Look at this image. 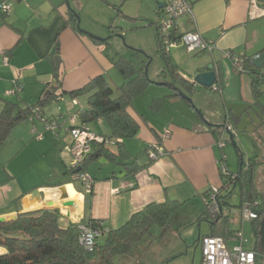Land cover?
Wrapping results in <instances>:
<instances>
[{
    "label": "crops",
    "instance_id": "1",
    "mask_svg": "<svg viewBox=\"0 0 264 264\" xmlns=\"http://www.w3.org/2000/svg\"><path fill=\"white\" fill-rule=\"evenodd\" d=\"M80 1L3 0L12 5L9 17L12 26H0V99L34 104L51 93L56 71H59L65 91L78 89L95 76L104 74L101 54L105 50L104 46L75 30L69 23L70 8L77 12V6L82 5ZM188 1L192 4L195 22L188 15L181 16L177 19L179 32L196 31L206 41L229 51L236 52L237 47L247 44L250 32L248 25L264 18L251 20L250 3L247 0ZM122 5H125L124 2ZM257 5L260 10H264V3L259 2ZM159 8L161 6L156 0L158 20L162 13ZM146 19L143 18L144 26L149 25ZM263 49L264 31L259 34L256 50L246 57H255ZM56 52L57 55L50 56ZM171 52L182 65V57L185 56H181L180 46L172 47ZM197 53L191 54L194 57L206 54ZM55 57L60 58L59 68ZM211 63L221 70V85L219 91L206 90L210 92L208 97L200 95L202 98L199 100L205 107L202 111L205 114L209 110V119L204 115L205 119H202L196 112H190V117H186L190 120V127L179 124L173 118L151 124L132 107V114L140 124V133L136 139L142 143L141 147H145L144 152L148 146L157 143L158 135L165 155L156 161L138 160L140 165L146 167L138 170L135 176L126 173L121 160L99 158L94 163L105 164L111 161L113 166L100 170L98 178L87 170L94 181L92 192L86 191L84 184L74 181L72 173H69L74 159L69 150L72 138L67 131L66 137L62 135L61 129L57 133L50 132L43 122L42 126L39 125V119L18 124L4 143L9 144L10 148L5 149L4 144L0 148V219L10 221L11 217L26 212L59 209L60 222L65 227L91 218L103 221L107 228H118L152 202L176 200L183 205L182 208L193 203L199 206L202 204L205 209V193L218 189L222 183V150L212 128L219 126L222 127L221 131H227V127L232 128L230 115L242 118L250 111H254L256 120L260 121L256 110L252 108L254 99L251 77L235 69H227L214 52L210 57L194 62V67L198 69ZM230 80L236 81L235 87H229ZM15 83L22 90L18 95H8L6 92L11 91ZM72 107L75 110L72 116L68 115L71 118L88 105L81 108L79 103L73 105L72 101ZM45 111L49 119H58L59 122L68 120L62 108L58 109L59 113H54L48 105ZM218 111L224 112L223 124L218 119ZM185 115L186 112L182 113L183 117ZM227 132L234 139L235 134ZM224 142L227 144V141ZM109 148L116 153L115 145L111 144ZM48 156H52L54 164L49 161V167L43 165L37 169V161L41 157L48 159ZM69 202L73 204L68 205ZM194 213L186 212L185 218ZM5 252L1 248L0 254ZM139 257L141 255L136 254L135 258H129L128 261H142Z\"/></svg>",
    "mask_w": 264,
    "mask_h": 264
},
{
    "label": "trees",
    "instance_id": "2",
    "mask_svg": "<svg viewBox=\"0 0 264 264\" xmlns=\"http://www.w3.org/2000/svg\"><path fill=\"white\" fill-rule=\"evenodd\" d=\"M2 3L3 0H0V26H12L9 21L11 12H3L1 10ZM145 21L150 26H154L157 54L163 62V68L159 73L162 78L161 81L165 84L164 86L172 91L166 97L155 101L160 103L167 102L168 99L170 101L183 100L193 108L187 100L182 98L180 92L191 97V95L204 88L191 82L190 74L185 72L183 66L175 60L171 52V44L181 43L180 41L186 33H180L176 25L171 29L170 33L163 34L159 28V20L146 19ZM69 23L75 30L83 33V30L79 28L80 18L77 12L70 13ZM95 42L100 43L96 40ZM101 43L106 45L105 49H107L108 41H101ZM196 52H198L197 55H200L208 51L203 50L192 53ZM228 52L232 56L236 55L234 50ZM262 53H264V49L259 54ZM57 54L58 52L50 56ZM232 56H229V60L233 63ZM253 58L241 57L243 60L242 71H238L234 64L233 66L238 73L247 74L251 77L254 99L252 108L256 110V114L260 119L259 127L253 131V136L258 139L262 136L258 132L259 129L264 128V103L261 101L264 93L262 89L264 87V67L261 69L255 68L252 63ZM147 64L148 60L144 59L136 67L132 61L124 57H121L116 62L117 69L123 78V82L118 87L119 93L117 97L114 96V90L103 74L95 76L78 89L65 91L63 90L59 71H56L55 83L51 88V93L40 98L36 103L28 105L24 104L23 101L13 102L0 99V148L11 131L23 121L31 120L33 122L36 119L42 120L44 118L58 121V119H49L47 117L45 109L51 102L60 101L66 96H69L72 101H76L80 95H87L88 107L85 110L80 109L76 112L78 116L76 124L88 129V125L91 122L104 118L111 128V134L109 136L95 134L103 137L108 143H92V150L82 164L81 171L87 172L90 164L101 157H106L112 160H121V165L126 173L135 176L138 170L145 168L146 165H140L138 157H132L125 143L127 140L136 139L140 133V124L132 114L133 101L141 96L148 86L152 84L163 86L148 77L146 73ZM216 71L218 72V80L215 86L219 91L221 70L216 67ZM15 86L20 85L15 83ZM18 94L19 92L15 95ZM154 104L156 107L158 106V104ZM198 112L204 115L202 110L198 109ZM139 116L143 118L142 115ZM233 116L237 119L241 118L240 116ZM71 126L73 127L74 125ZM220 128L222 127L216 126L212 128L218 143L226 141L223 140V135H221L223 130L221 131ZM231 130L233 131V128ZM157 137V143L146 148L147 154L151 147L161 146V138L158 135ZM111 144L115 145L116 153L110 150L109 146ZM224 147L221 148L222 153ZM235 148L239 149L237 146ZM225 161L226 158L222 156L220 162L224 164L223 162ZM263 163L260 161L258 165ZM258 165L256 160L250 159L246 162L240 156V165L236 172L229 170L227 166V174L220 171L221 186L217 189L214 199L211 198L214 194L213 191L205 193L204 204L206 209L202 211L200 219L215 221V224H212L211 233L206 236H222L226 240L232 241L237 231H233L230 228L229 215L224 210L230 207L229 199L234 191L239 188L241 191L239 209L242 210L243 207L249 204L257 203L258 205L259 216L257 219L250 221L253 224L256 236L255 245L252 246V249L264 254L259 236L260 225L264 220V189L259 188L260 181L256 180V168ZM73 172L74 169L71 168L69 173ZM182 206L176 200H167L163 203L152 202L145 209L134 213L127 222L118 228H107L101 220L91 218L85 220L83 223L98 233L95 237V246L92 251L85 249L80 244V224H70L66 227L62 225L59 209H43L22 213L14 220L0 221V248L6 251L0 254V264H114L116 256L135 258V252L139 254L140 244L146 238L151 239L153 237L155 227L161 229L162 236L171 232L173 217ZM220 210H222V214L219 213ZM216 215L218 216L217 218ZM133 264L144 263L136 259Z\"/></svg>",
    "mask_w": 264,
    "mask_h": 264
},
{
    "label": "rangeland",
    "instance_id": "3",
    "mask_svg": "<svg viewBox=\"0 0 264 264\" xmlns=\"http://www.w3.org/2000/svg\"><path fill=\"white\" fill-rule=\"evenodd\" d=\"M108 1L113 4L115 3L120 7H116L106 0H82L80 1L82 4L81 7L77 6V13L80 18V29L84 30L83 32L96 37V41L100 42L98 44L104 46V48L106 45L101 43V41H108L107 49L101 53L104 61L103 75L107 78L113 88L114 96H118V87L123 82V78L116 66V62L119 61L121 57L132 61L136 67L139 66L140 61L147 59L148 77L157 83H163V81H161L162 78L159 75L163 68V62L157 54V41L154 26H144L146 24L143 22V18H147L148 20H156L159 18L155 12L156 0ZM122 2H124L125 5L121 6ZM257 2L264 3V0H258ZM248 28L250 31L249 42L236 48L237 56L246 57L248 56L247 54H251L256 50L259 34L264 31V18L250 23ZM177 46H180L181 48V56H185L182 57V66L188 74H192V72L195 71L194 62L207 56L210 57L213 52L227 69L234 70L233 63L228 58L227 51L229 50L227 49L218 46L216 47V45H214L211 54L210 52H206V54L199 57H194V53H189L183 43H179L174 47ZM235 82L230 80L229 87H235ZM262 89L264 92V87ZM8 92L9 91L6 92L8 95H12ZM171 93L172 91L166 86L152 84L146 88L141 96L133 101V108L138 114L143 115V118H146L147 122H150L151 124L166 122L169 118H173L174 120H178L177 122H179V124L190 127V120H187L186 117H190V112H196V115H199L196 109L205 110L203 102L199 99L204 97V95L208 97L210 92L201 90L191 95L190 98L196 109L191 108L183 100L170 101V99H168L167 102L164 101L160 103L155 101L164 98ZM4 97L13 100L10 96ZM87 97V95H80L76 99L81 108L87 106ZM21 98L23 97L21 96ZM15 100L18 101L19 97ZM29 101H32V99ZM261 101L264 103V93L262 94ZM154 103L158 104V106L156 107ZM49 107L54 113H59L58 109L62 108L66 117L69 114L72 116V112L75 110V107H72V99L69 96L64 97V99H61L60 101L51 102ZM236 108H238V106H236ZM185 112L186 115L183 117L182 113ZM207 112H209V110H207ZM207 112L204 116L206 119H209L210 113ZM220 113L221 111H218L217 113L220 118L217 117L223 124L224 112L222 111V113ZM70 116H68V120L61 121L64 124L63 128H61L64 137L67 136L65 134L66 131L69 134L68 129L72 125ZM194 117L197 119L196 116ZM255 117L256 115L254 111L246 113L241 119H237L233 115L231 116L230 124L233 128L232 133L235 134L234 142L239 148L238 150L234 147L232 141L229 140V133L227 131L223 132V138L227 141L222 153V156L226 158V161L223 162V166H227L231 171L236 172L238 170L240 156L243 157V160L246 162L250 159L256 160L257 165L260 161L264 162V128H261L258 131L263 135L261 138L259 137L257 139L253 136V131L260 124V121H257ZM37 122L42 126V121L38 120ZM88 129L95 134H105L108 136L111 134V128L104 118L91 122L88 125ZM126 143L133 155L132 157H138L139 162H143L145 159L156 161L150 158L149 153L152 149L149 150L148 154L144 152L145 147H141L142 143L140 140L131 139L127 140ZM4 148L9 149L10 145L6 144ZM159 148H161V146ZM155 149L156 148H154V150ZM163 155H165L164 150L163 154L160 155L158 159ZM49 161L54 164L52 156H48V159L41 157L35 166L38 167L37 169H40V166L43 165L44 167H49ZM111 166H113V162L111 161H107L105 164L93 163L88 166V170L95 178H98V174L101 172L100 170H106ZM221 169L222 166L220 171ZM256 170V180L260 181L259 188L263 190L264 163L258 165ZM240 194L241 191L237 188L229 199L230 207H227L224 212L229 215L230 228L233 231L240 230L243 233L244 239L248 242L247 246L252 247L255 245L256 236L252 222L249 220L243 221L242 219L241 209L238 208L241 197ZM203 210L204 206L202 204L199 206L193 203L185 206V208H181L176 213L177 215L175 214L173 217L171 232L162 236L161 229L155 227L153 230V237L151 239L146 238L138 249L140 250L139 254L137 252L135 253L139 256L141 255L139 258H142L144 264H201L202 252L199 245V235L203 237L209 235L212 231V223L206 219H200ZM190 211H194L195 213L190 217L185 218V213ZM129 258L131 257L116 256L114 264H128ZM127 261L128 263H126ZM133 263L134 261H131L129 264Z\"/></svg>",
    "mask_w": 264,
    "mask_h": 264
},
{
    "label": "built area",
    "instance_id": "4",
    "mask_svg": "<svg viewBox=\"0 0 264 264\" xmlns=\"http://www.w3.org/2000/svg\"><path fill=\"white\" fill-rule=\"evenodd\" d=\"M250 3V18L251 20L258 19L264 16V10L258 8V0H247ZM161 4L162 13L159 19V28L163 34L170 33L171 29L177 25V19L181 16L188 15L194 20L192 4L188 0H157ZM1 10L3 12H11L12 5L3 2L1 4ZM188 50L189 53L195 51H208L212 52L214 44L206 42V40L196 31L186 33L181 41ZM177 44L172 43L171 46L174 47ZM228 58L232 56L228 51ZM232 61L236 69L242 71L243 60L240 56L233 55ZM7 62V60L5 61ZM264 80V78H263ZM20 91L19 86H15L9 94H16ZM215 91H218L215 88ZM76 101H73V105H77ZM72 125L68 129V132L72 138L70 145V153L73 157V169L72 179L74 181H80L84 184L86 191L91 192L93 189V178L91 175L85 171H81L82 164L84 163L88 154L92 150V143H108L103 137L97 136L92 133L86 127L80 126L77 123L78 116L74 115L72 118ZM45 128L53 133H57L61 128H63V123L56 120H41ZM227 131H232L231 127H227ZM42 136H38L41 138ZM218 145L222 148L226 145L224 141H220ZM154 148H156L154 150ZM152 151H150V158L157 160L160 155L163 154V150L158 146H153ZM78 169H81L78 171ZM221 171L227 174L226 166L222 165ZM212 199L215 198L217 194V189L213 190ZM241 216L243 221H251L257 219L259 216L257 203L246 205L241 210ZM80 230V244L90 251L93 250L95 246V237L98 235L97 231L89 227L85 223H79ZM248 242L244 239L243 233L238 230L235 233V237L232 241L226 240L222 236H204L200 238L199 245L202 252V262L201 264H264V254L255 251L252 247L247 246Z\"/></svg>",
    "mask_w": 264,
    "mask_h": 264
},
{
    "label": "water",
    "instance_id": "5",
    "mask_svg": "<svg viewBox=\"0 0 264 264\" xmlns=\"http://www.w3.org/2000/svg\"><path fill=\"white\" fill-rule=\"evenodd\" d=\"M70 11L72 13H75V11L72 10L71 8H70ZM83 33L86 34L87 36H89L90 38L94 39V40L97 39L96 37L89 35L86 32H83ZM210 53H212V52H210ZM55 60L57 63V68H59L60 58L55 57ZM252 63L254 65V67L257 69L263 68L264 67V53L259 54L256 57H254L252 60ZM146 73H147V69H146ZM190 80L193 84L199 85V86L203 87L204 89L215 91V88H216L215 85H216V82L218 80V72L216 71L215 64L211 63V64L206 65L204 67L195 69V71L192 72V74H190ZM161 85H165V84L161 83ZM180 93H181L182 98L187 100L192 105V107L196 109L191 98L189 96H187L186 94H184L183 92H180ZM196 110L198 112V109H196ZM199 115H201V114H199ZM201 117H202V119H205L204 116H201ZM205 122L208 124V122L206 120H205ZM229 139L232 141L234 147H236V144H235L234 139H233L232 135L230 134V132H229ZM80 170L81 169H78V171H80ZM72 204H73L72 202L68 203V205H72ZM205 209H206V207H205ZM219 213L222 214V210H220ZM217 215H216V218L218 217ZM14 219H16L15 216L11 217L10 220H14ZM0 221H5V219L1 218ZM208 221L211 222L212 224H215V221H213V220L208 219ZM259 236H260V245L264 249V220L261 222V225H260ZM199 239H200V235H199ZM0 250H1V248H0Z\"/></svg>",
    "mask_w": 264,
    "mask_h": 264
},
{
    "label": "bare ground",
    "instance_id": "6",
    "mask_svg": "<svg viewBox=\"0 0 264 264\" xmlns=\"http://www.w3.org/2000/svg\"><path fill=\"white\" fill-rule=\"evenodd\" d=\"M69 189H70V188H69ZM71 193H73V195H75L74 192L71 191Z\"/></svg>",
    "mask_w": 264,
    "mask_h": 264
}]
</instances>
